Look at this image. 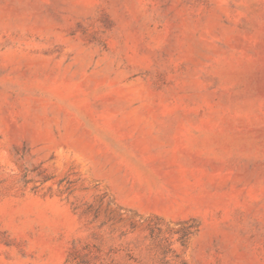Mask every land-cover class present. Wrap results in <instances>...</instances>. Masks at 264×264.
I'll list each match as a JSON object with an SVG mask.
<instances>
[{
	"label": "rangeland",
	"instance_id": "rangeland-1",
	"mask_svg": "<svg viewBox=\"0 0 264 264\" xmlns=\"http://www.w3.org/2000/svg\"><path fill=\"white\" fill-rule=\"evenodd\" d=\"M0 264H264V0H0Z\"/></svg>",
	"mask_w": 264,
	"mask_h": 264
}]
</instances>
